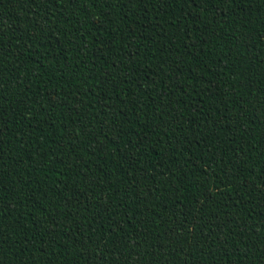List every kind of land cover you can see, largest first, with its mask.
<instances>
[{"label": "trees", "instance_id": "trees-1", "mask_svg": "<svg viewBox=\"0 0 264 264\" xmlns=\"http://www.w3.org/2000/svg\"><path fill=\"white\" fill-rule=\"evenodd\" d=\"M0 264H264V0H0Z\"/></svg>", "mask_w": 264, "mask_h": 264}, {"label": "snow or ice", "instance_id": "snow-or-ice-1", "mask_svg": "<svg viewBox=\"0 0 264 264\" xmlns=\"http://www.w3.org/2000/svg\"><path fill=\"white\" fill-rule=\"evenodd\" d=\"M193 2H195V0H193Z\"/></svg>", "mask_w": 264, "mask_h": 264}]
</instances>
